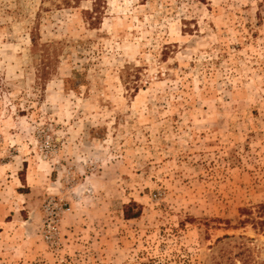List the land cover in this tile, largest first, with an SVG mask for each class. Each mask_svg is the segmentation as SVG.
Listing matches in <instances>:
<instances>
[{
  "label": "rangeland",
  "instance_id": "obj_1",
  "mask_svg": "<svg viewBox=\"0 0 264 264\" xmlns=\"http://www.w3.org/2000/svg\"><path fill=\"white\" fill-rule=\"evenodd\" d=\"M259 4L0 0V264L264 259Z\"/></svg>",
  "mask_w": 264,
  "mask_h": 264
},
{
  "label": "trees",
  "instance_id": "obj_2",
  "mask_svg": "<svg viewBox=\"0 0 264 264\" xmlns=\"http://www.w3.org/2000/svg\"><path fill=\"white\" fill-rule=\"evenodd\" d=\"M81 0H64V3L66 5H70L72 2L75 4L79 3ZM97 0H95L96 3ZM203 2L204 0H200ZM264 3V0H260L259 6H261V3ZM96 5L94 9H91L90 16L92 17L91 21L93 24L98 23L99 20L98 13H96ZM31 41L33 45H36L35 38L31 37ZM46 61H51V58L45 59ZM48 72L44 71L43 77H47ZM239 219L237 220L238 226L242 227L243 229L246 228V226H249L254 233H259L264 235V203H257L251 207H245L238 209ZM224 238H231L229 236H224ZM240 241L237 244H234L233 246H230V249L228 251H224V262L221 264H264V259L261 261H258L257 258H254L253 253L250 250V245L252 244L254 239L251 238H245L243 236H239ZM219 240V239H218ZM217 240V241H218ZM236 248L237 251L235 253H232L231 249Z\"/></svg>",
  "mask_w": 264,
  "mask_h": 264
},
{
  "label": "built area",
  "instance_id": "obj_3",
  "mask_svg": "<svg viewBox=\"0 0 264 264\" xmlns=\"http://www.w3.org/2000/svg\"><path fill=\"white\" fill-rule=\"evenodd\" d=\"M45 220L43 226H45V233L48 238H54L58 235L56 223L58 221L59 212L56 211L55 207L46 205L44 208Z\"/></svg>",
  "mask_w": 264,
  "mask_h": 264
}]
</instances>
